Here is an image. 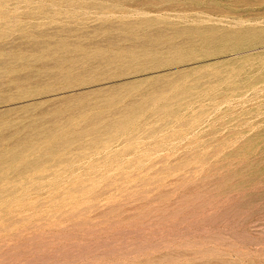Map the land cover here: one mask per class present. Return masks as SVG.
<instances>
[{
    "label": "rangeland",
    "instance_id": "obj_1",
    "mask_svg": "<svg viewBox=\"0 0 264 264\" xmlns=\"http://www.w3.org/2000/svg\"><path fill=\"white\" fill-rule=\"evenodd\" d=\"M0 264H264V0H0Z\"/></svg>",
    "mask_w": 264,
    "mask_h": 264
},
{
    "label": "bare ground",
    "instance_id": "obj_2",
    "mask_svg": "<svg viewBox=\"0 0 264 264\" xmlns=\"http://www.w3.org/2000/svg\"><path fill=\"white\" fill-rule=\"evenodd\" d=\"M119 1V0H118ZM89 5V4H88ZM105 6V5H104ZM118 7V6H117ZM120 9V8H119ZM126 25V26H125ZM121 28L122 29H127V28H129V26L127 25V23L126 24H124V25H122L121 26ZM158 30V29H157ZM156 32H161V31H155V33ZM157 34V33H156ZM121 38V37H120ZM111 40V39H110ZM48 42V41H47ZM110 42V41H109ZM113 43V42H112ZM40 44V43H39ZM71 44V43H70ZM113 45V44H112ZM123 45V44H122ZM66 48V47H65ZM54 52V51H53ZM73 52V51H72ZM116 55V54H115ZM7 56V55H6ZM86 56V55H85ZM105 56V55H104ZM4 58V57H3ZM47 58V57H46ZM86 59H88V58H86ZM12 60V59H11ZM32 60V59H31ZM54 60V59H53ZM52 60V61H53ZM67 60V59H66ZM14 61V60H13ZM19 61V60H18ZM46 61H47V59H46ZM8 62V61H7ZM24 62H26V61H24ZM86 62V61H85ZM97 62V61H96ZM36 63V62H35ZM81 63V62H80ZM10 65V64H9ZM12 65V64H11ZM27 65V64H26ZM26 65H25V67H26ZM44 65H46L47 66V68H48V70L51 68L50 67V65H47V64H44ZM89 65V64H88ZM136 65V64H135ZM19 66V65H18ZM66 66V65H65ZM93 66H94V64H93ZM91 67V66H90ZM3 68H4V66H3ZM5 68H8V67H5ZM93 68V67H92ZM52 69V68H51ZM54 69V68H53ZM65 69V68H64ZM87 69V68H86ZM9 70V69H8ZM85 70V69H84ZM73 71V70H72ZM76 73V72H75ZM32 74V73H31ZM30 77H31V75H30ZM50 77H53L54 79H56L57 77H58V75L57 74H50ZM20 98V97H19ZM76 114V113H75ZM42 131V130H41ZM86 131V130H85ZM32 134V133H31ZM23 143V142H22ZM25 143V142H24ZM13 146V145H12Z\"/></svg>",
    "mask_w": 264,
    "mask_h": 264
}]
</instances>
